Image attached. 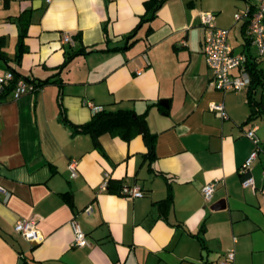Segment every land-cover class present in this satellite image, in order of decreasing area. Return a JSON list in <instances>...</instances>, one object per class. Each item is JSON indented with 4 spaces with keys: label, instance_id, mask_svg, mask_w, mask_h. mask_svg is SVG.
Masks as SVG:
<instances>
[{
    "label": "crops",
    "instance_id": "obj_1",
    "mask_svg": "<svg viewBox=\"0 0 264 264\" xmlns=\"http://www.w3.org/2000/svg\"><path fill=\"white\" fill-rule=\"evenodd\" d=\"M144 1L0 0V73L32 84L48 80L17 99L0 89V186L7 192L0 191V264H220L230 249L234 264H264V123L257 122L264 117H248V86L221 91L209 83L200 14L212 12L215 21V9L202 0H165L140 23ZM22 13L27 26L17 62ZM64 34L73 43L63 42ZM228 38L264 74L251 44L243 39L236 48L230 32ZM252 94L264 98V81ZM58 98L75 124L91 118L92 105L145 113L155 158L144 156L141 135L125 141L104 133L97 147L89 134H71ZM216 102L227 118L211 109ZM253 126L260 149L240 174L255 149L246 136ZM104 172L143 196L100 190ZM247 176L253 187L242 185ZM212 180L207 201L202 188ZM20 218L36 223L41 242L15 231ZM72 219L89 245H71Z\"/></svg>",
    "mask_w": 264,
    "mask_h": 264
},
{
    "label": "built area",
    "instance_id": "obj_2",
    "mask_svg": "<svg viewBox=\"0 0 264 264\" xmlns=\"http://www.w3.org/2000/svg\"><path fill=\"white\" fill-rule=\"evenodd\" d=\"M236 21H243L246 25V33L251 45H254L257 51V56L261 60H264V0H253L247 2L242 12H236L234 14ZM200 21L205 29L203 39V54L205 61L211 70L210 85L215 89L221 91H239L245 89L250 81L251 76L246 70L245 65L249 59L246 53H235L233 47L229 41V30L227 28L219 27L215 24L214 15L212 12H202L200 14ZM63 42L73 43L72 37L69 34L63 35ZM239 68L240 71L237 74H233V70ZM139 73V72H138ZM15 79L12 71L0 73V89H2L7 83ZM37 87L26 82L24 79L17 78L14 81L12 95L14 99L20 96L32 92ZM89 105H92L88 102ZM92 107L97 111L100 107ZM211 109L217 112L223 119L227 118V113L222 102H216L211 104ZM256 126H253L246 132V136L254 143L255 149L247 156L244 162L239 168L240 174H246L250 170L254 160L257 157L260 149L258 144V137L255 134ZM77 161L75 159L70 160L68 169L71 176H76ZM264 176V172H262ZM109 180V174L104 172L103 180L99 184L100 190H106ZM242 185L246 187L254 186V179L252 176H247L242 180ZM216 186V180L207 182L203 188L202 193L204 199L209 201L212 198L213 191ZM0 191L7 195V192L0 186ZM119 194L126 198H134L143 196V192L138 186L122 185ZM91 206L85 207V211L90 213ZM71 226L73 228V246H86L89 245V240L86 237L84 231L80 228L76 219L71 220ZM16 232L21 234L25 239L32 242H41L43 239L42 233L37 228L36 223L27 218H20L14 224ZM235 241V238H234ZM234 249H230L225 254V259L220 264H234Z\"/></svg>",
    "mask_w": 264,
    "mask_h": 264
},
{
    "label": "trees",
    "instance_id": "obj_3",
    "mask_svg": "<svg viewBox=\"0 0 264 264\" xmlns=\"http://www.w3.org/2000/svg\"><path fill=\"white\" fill-rule=\"evenodd\" d=\"M165 0H145V16L141 17L140 23L149 20L151 17L156 15V12L160 5ZM26 13L20 14L19 21L22 26V33H20L19 40L17 43V51L15 54V59L18 62L20 59V55L23 51V42L22 37L25 35V30L27 26V22L23 21V16ZM242 34L244 35L245 42L244 44H249V39L246 35V25L243 23L242 26ZM133 36L132 33L126 36V38L130 39ZM2 40L0 39V57H6L5 52L1 49ZM247 54V53H246ZM248 55V54H247ZM249 56V55H248ZM252 66H250V64ZM248 70L251 74V81L248 85V105L250 108L249 118H255L258 116L264 117V98L257 101L253 97V91L262 84V79H264V74H262L261 70L256 68L255 63L250 62L248 59L246 63ZM15 79L9 83H7L1 91V96L5 95L8 91L13 89L14 81L18 78L17 75H14ZM48 81V80H46ZM44 81V82H46ZM44 82L34 84L36 87H41ZM53 82H56L54 80ZM58 106H59V114L60 120L69 128L71 134L77 133H87L91 136L93 144L97 147H101L99 142V137L104 133H109L113 136H119L125 141H129L136 135H141L147 151L144 153L146 158L152 160L155 158V139L156 135L151 133L147 127L145 113H136L133 109H107L102 107L101 109L95 111L91 118L83 123L75 124L69 121L66 116L64 109L61 105L60 99L58 98ZM121 184L115 180H108L107 190L118 193ZM66 196V193L62 194ZM171 201V196L169 195L166 199L161 202H169Z\"/></svg>",
    "mask_w": 264,
    "mask_h": 264
},
{
    "label": "rangeland",
    "instance_id": "obj_4",
    "mask_svg": "<svg viewBox=\"0 0 264 264\" xmlns=\"http://www.w3.org/2000/svg\"><path fill=\"white\" fill-rule=\"evenodd\" d=\"M202 3L211 9L212 7L215 9V22L220 26L229 28L232 43L236 45V48L240 47L239 43L244 39L240 32L242 21H235L234 14L236 12H242L245 3L244 0H202ZM250 48L253 53H257L254 45H251ZM260 66L264 67V61H261ZM257 122L264 123V119L258 118Z\"/></svg>",
    "mask_w": 264,
    "mask_h": 264
},
{
    "label": "water",
    "instance_id": "obj_5",
    "mask_svg": "<svg viewBox=\"0 0 264 264\" xmlns=\"http://www.w3.org/2000/svg\"><path fill=\"white\" fill-rule=\"evenodd\" d=\"M160 104H161V105H163L164 107H167V105H166V102H165V101H160ZM222 207H223V206H222ZM211 208H212V209H220V208H221V206H218V205H213Z\"/></svg>",
    "mask_w": 264,
    "mask_h": 264
}]
</instances>
